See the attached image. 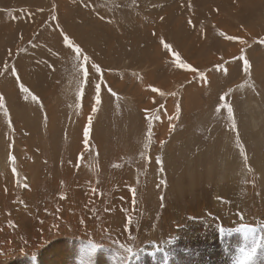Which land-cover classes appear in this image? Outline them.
I'll return each instance as SVG.
<instances>
[{"label": "rangeland", "instance_id": "374dc122", "mask_svg": "<svg viewBox=\"0 0 264 264\" xmlns=\"http://www.w3.org/2000/svg\"><path fill=\"white\" fill-rule=\"evenodd\" d=\"M261 40L264 0H0V264H264Z\"/></svg>", "mask_w": 264, "mask_h": 264}, {"label": "snow or ice", "instance_id": "6c2138e0", "mask_svg": "<svg viewBox=\"0 0 264 264\" xmlns=\"http://www.w3.org/2000/svg\"><path fill=\"white\" fill-rule=\"evenodd\" d=\"M161 20H163V17L160 18ZM189 23H191V21H189ZM220 35H224L223 32L220 33ZM228 39H236L235 37H228ZM63 40H64V43L66 45L69 46V48H74L75 50V53L77 54L76 58L79 59L80 58V55L82 54L83 50L81 49V47L79 45H76L69 37L67 34H63ZM163 43V40L161 41ZM261 43H264V40H261ZM164 47L167 48V49H171V45L169 44H164ZM175 57H176V64L178 67L180 68H185V69H191L193 72L197 71L196 69L192 68V66L190 64H187V63H184L181 58H180V55L178 53H175L174 54ZM84 61L87 62L90 58L88 56H84L83 57ZM91 67H93L95 69L96 72H100L101 69L98 65H95L93 64ZM221 66H217V70L220 69ZM250 69H251V64L250 62L247 60V59H244L243 61V70L248 73L250 72ZM83 72H84V77H85V82H87V78L89 76V73L87 71V69H83ZM224 72L225 74H227V69H224ZM201 78L202 79H205L204 77V74L201 73ZM21 89L23 90V92L25 93H28L29 92V89L24 87L22 84L20 85ZM109 91H111V89L109 88L108 89ZM153 91H158V89H155L153 88L152 89ZM100 91H101V85L100 84H96L95 85V104L93 105V108H92V111L93 112H96L97 111V106L101 103V96H100ZM80 96H83V85H81V90H80V93H79ZM225 95H227V93H225L224 95H221L220 96V100L223 101L225 99ZM25 99H27V96H25ZM32 99L35 101L37 100L38 98L33 95L32 96ZM3 103H4V97L2 94H0V106H3ZM219 107L223 108V107H226L228 109V113L229 115L231 116L233 114V109L230 105L228 104H221ZM179 114V106H177V115ZM91 124H92V117L89 116V119H88V125L84 128V137H85V140H84V143L87 144L88 143V137H89V133H90V129H91ZM235 126V125H234ZM9 159L13 161V164H15V157L14 156H9ZM158 160L160 158H157ZM247 159V157L245 156V160ZM12 171L15 173L16 172V168L13 167L12 168ZM254 251V249H253ZM251 255V253H249V256Z\"/></svg>", "mask_w": 264, "mask_h": 264}, {"label": "bare ground", "instance_id": "6f19581e", "mask_svg": "<svg viewBox=\"0 0 264 264\" xmlns=\"http://www.w3.org/2000/svg\"><path fill=\"white\" fill-rule=\"evenodd\" d=\"M36 4V3H35ZM217 22V21H216ZM134 28V27H133ZM123 30V29H122ZM125 30H126V28H125ZM134 29H132V31H133ZM139 30V29H138ZM140 33H141V31H139ZM129 34V33H128ZM142 34V33H141ZM130 35V34H129ZM103 81V80H102ZM145 82V81H144ZM105 85H106V83H105ZM142 85V84H141ZM144 85H147V84H144ZM143 85V86H144ZM91 88V87H90ZM111 88V87H110ZM92 89V88H91ZM106 89V88H105ZM108 89V88H107ZM141 89V88H140ZM145 89V88H144ZM102 90V89H101ZM160 90V89H159ZM135 92V91H134ZM120 93V92H119ZM154 94V93H153ZM120 95H121V93H120ZM125 96V95H124ZM140 97V96H139ZM127 100H128V98H127ZM88 118V117H87ZM85 122H87L88 121V119H87V121H86V119L84 120ZM6 162V161H5ZM6 165V164H5ZM4 165V166H5ZM1 167H3V166H1Z\"/></svg>", "mask_w": 264, "mask_h": 264}]
</instances>
